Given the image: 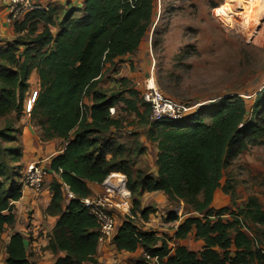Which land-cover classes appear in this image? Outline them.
<instances>
[{
  "label": "trees",
  "instance_id": "16d2710c",
  "mask_svg": "<svg viewBox=\"0 0 264 264\" xmlns=\"http://www.w3.org/2000/svg\"><path fill=\"white\" fill-rule=\"evenodd\" d=\"M156 0H86L82 17L66 11L59 3L47 10L37 9L15 23L16 38L0 47V239L15 224L14 203L22 197L19 163L24 101L31 90L34 71L40 91L30 112L43 142L63 140L64 152L51 159L53 197L47 213L59 217L49 249L63 252L55 264H98L99 223L82 203L93 195L90 184L102 185L113 173L127 179L134 198L132 214L149 220L153 210H141L137 197L164 193L169 202H178L202 218H188L178 225L175 237L185 240L196 231L204 242L200 252L184 246L169 248L155 232H144L133 221L122 223L114 244L118 251L136 253L140 249L157 264H264V207L250 197L244 209H214L216 192L222 187L224 172L250 148L264 143V88L250 103L241 97H225L179 121L150 123V108L139 92L128 88L112 95L97 89L108 64L135 56L154 18ZM14 24V25H15ZM39 24L45 29L38 33ZM56 32H54V29ZM128 94V97L125 96ZM92 104L87 105L86 99ZM123 103L134 114L148 137L157 143V176L138 170L134 163L144 149L137 142L125 144L124 120L112 116ZM144 109V110H143ZM75 199L66 201L63 188ZM234 196L233 188L223 187ZM230 212V213H228ZM230 214V220L223 217ZM180 217L169 212L167 223ZM256 226L251 238L243 226ZM5 264L31 262L20 234L11 236ZM136 264H153L141 256Z\"/></svg>",
  "mask_w": 264,
  "mask_h": 264
},
{
  "label": "rangeland",
  "instance_id": "374dc122",
  "mask_svg": "<svg viewBox=\"0 0 264 264\" xmlns=\"http://www.w3.org/2000/svg\"><path fill=\"white\" fill-rule=\"evenodd\" d=\"M260 4L264 7V0H156L153 22L140 49L148 76L154 77L164 95L198 109L233 96L252 103L264 88V9ZM15 38L14 35L12 40ZM0 43L5 46L8 39L0 36ZM29 82L31 95L36 83L33 77ZM134 85L135 82L128 88ZM107 92L122 93L115 89ZM9 119L0 118V128ZM137 122V127L143 126L140 120ZM134 130L123 134L129 146L137 144ZM222 185L234 189L233 197L226 195L233 204L231 210L244 209L250 197L257 198L264 207V143L235 160L225 170ZM177 204L160 208L164 223L169 212L179 207ZM186 213L183 220L197 216L188 209ZM137 225L143 230L142 222ZM249 230L251 238L260 232L255 225ZM173 237L161 238L172 245ZM193 242L191 247H197ZM1 255L0 250L3 264ZM140 258H128V264H136Z\"/></svg>",
  "mask_w": 264,
  "mask_h": 264
},
{
  "label": "crops",
  "instance_id": "0c3cea01",
  "mask_svg": "<svg viewBox=\"0 0 264 264\" xmlns=\"http://www.w3.org/2000/svg\"><path fill=\"white\" fill-rule=\"evenodd\" d=\"M32 1L42 10H47L53 3H59L65 8L66 11L76 10L77 12L75 14V17L83 16L86 3V0ZM8 17L9 14L7 10L0 5V36H4L6 37V39H8V42H12V39L15 35L14 26L13 24L8 22ZM38 28V33H41L45 29V26L43 24H39ZM54 32H56V29H54ZM1 46L4 45L0 43V47ZM141 48L142 46L140 47V49ZM140 49L138 51L139 54L137 53V56L129 55L124 57L121 62L108 64L104 70L102 78L98 83L97 89L106 92L108 91V89H115V91L121 90L122 92H124L125 87L121 84L122 79L126 78L128 80L127 86L130 87L134 82L147 77L148 73L145 67L146 60H144V55H140ZM31 77H33L35 80L36 89L31 92V95H27L24 101V115L21 121V146L23 150V157L19 163V181L22 180V176L30 163L40 162L44 167L50 169L51 159L62 154L66 145V143L61 139L43 142L40 138L39 128L35 125L34 122L31 121L30 112L34 107L40 91L39 77L37 75V72L34 71ZM117 94L119 93L115 92L112 95ZM86 104L91 105L92 99L87 98ZM112 116L116 119L124 120V129L121 133L125 134V130H130L132 128L135 129L133 133L136 135L137 142L140 144V147L144 149V153L138 156L135 160L134 172L141 170L146 172L147 174L157 176L158 167L156 164V160L158 155V146L157 143H153L149 140V128L143 126L137 127L136 125H138L137 121L139 119L136 118L135 115L125 111V106L123 103H119L118 107L113 109ZM125 120L127 122H125ZM53 178L54 176L50 178L47 186L45 187V190L40 197H35L32 191L26 189L22 192V197L14 203L13 212L15 215V224L11 227H8L5 234L0 239V250L2 254L1 257L3 258V264H5L8 257L6 252L7 245L10 241L11 236H13L14 234H20L21 236H23L26 252L31 262H34L36 264H55L58 258H63L66 256V253H53L49 249L51 236L59 220V217H53L48 215L47 213V209L53 197V193L51 191V183L53 181ZM223 187L224 186L222 185V187L216 192L212 208L218 210L228 208L231 210L233 204H231L229 197L226 196ZM90 189L93 195L103 191L102 185L97 184H90ZM220 193L222 194V196L220 195ZM137 199L140 202L142 211L148 208L153 210V213H151L149 216V220L144 222V232H156L160 237H167V235L168 237L174 236L172 240L173 244L170 245V243H167L169 248L172 249V254H174L176 248L181 246H184L193 252H200L203 249L204 242L196 238L195 230H193L185 240H180L175 237L178 225L183 224L186 220H183L185 216H179L180 220L175 224H169L167 222L164 223V219L162 218L164 214H162L159 210L161 207L170 205V202L164 193H145L142 196H138ZM194 218H202V216L197 214V216ZM229 218L230 214H226L223 217L224 220ZM246 233L249 236L251 235L249 231H247ZM193 238H195L196 241ZM192 239L195 241V243L192 241ZM192 242L196 244L197 247L192 248ZM142 253L143 250L141 249L136 253L120 252L118 251L114 243H105L103 245L99 244L96 259L98 261V264H128V258L141 256Z\"/></svg>",
  "mask_w": 264,
  "mask_h": 264
},
{
  "label": "built area",
  "instance_id": "2783aa9c",
  "mask_svg": "<svg viewBox=\"0 0 264 264\" xmlns=\"http://www.w3.org/2000/svg\"><path fill=\"white\" fill-rule=\"evenodd\" d=\"M0 5L7 10L8 22L11 24L40 9L32 0H0ZM134 89L139 92L143 104L150 108L151 124L165 120L179 121L194 114L198 109L190 103L178 102L164 95L151 75L135 82ZM51 177V171L40 162L30 163L22 176V192L28 189L35 197H40ZM102 188L103 191L82 200L85 208L99 223L100 245L114 243L122 223L127 220L144 224L139 214H132L134 198L127 189V179L124 175L111 174L102 184ZM63 193L66 201L75 199V195L66 186ZM179 208H183V211H178ZM177 209L172 212L183 217L184 205L181 204ZM242 230L247 232V227L243 226ZM141 256L154 264L159 262L157 258L151 259L147 253L143 252Z\"/></svg>",
  "mask_w": 264,
  "mask_h": 264
},
{
  "label": "bare ground",
  "instance_id": "6f19581e",
  "mask_svg": "<svg viewBox=\"0 0 264 264\" xmlns=\"http://www.w3.org/2000/svg\"><path fill=\"white\" fill-rule=\"evenodd\" d=\"M260 7H262V9H264V7L262 6V4H260ZM259 8V7H258Z\"/></svg>",
  "mask_w": 264,
  "mask_h": 264
}]
</instances>
